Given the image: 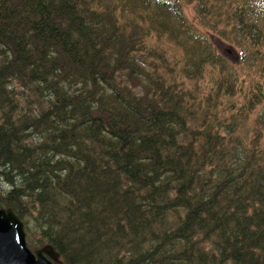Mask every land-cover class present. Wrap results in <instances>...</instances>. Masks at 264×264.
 Listing matches in <instances>:
<instances>
[{
  "label": "trees",
  "instance_id": "16d2710c",
  "mask_svg": "<svg viewBox=\"0 0 264 264\" xmlns=\"http://www.w3.org/2000/svg\"><path fill=\"white\" fill-rule=\"evenodd\" d=\"M0 207L54 264H264V0H0Z\"/></svg>",
  "mask_w": 264,
  "mask_h": 264
},
{
  "label": "water",
  "instance_id": "95a60500",
  "mask_svg": "<svg viewBox=\"0 0 264 264\" xmlns=\"http://www.w3.org/2000/svg\"><path fill=\"white\" fill-rule=\"evenodd\" d=\"M57 255L50 245L32 252L23 222L11 208H0V264H54Z\"/></svg>",
  "mask_w": 264,
  "mask_h": 264
},
{
  "label": "rangeland",
  "instance_id": "374dc122",
  "mask_svg": "<svg viewBox=\"0 0 264 264\" xmlns=\"http://www.w3.org/2000/svg\"><path fill=\"white\" fill-rule=\"evenodd\" d=\"M222 50H225V49H222ZM227 55H228V57H230V58H233L234 57V54L232 53V52H227ZM3 187H6V184H3ZM4 208H6V207H4ZM16 214V213H15ZM21 220V219H20ZM22 221V220H21ZM26 239V238H25ZM26 244H27V242H26ZM28 246V245H27ZM43 246H45V245H43ZM43 246H40V247H37V248H34L33 250L32 249H30L32 252H34V251H36L37 249H40L41 247H43ZM29 247V246H28ZM56 260H58V255H57V259ZM55 260V261H56ZM54 262V261H53Z\"/></svg>",
  "mask_w": 264,
  "mask_h": 264
}]
</instances>
